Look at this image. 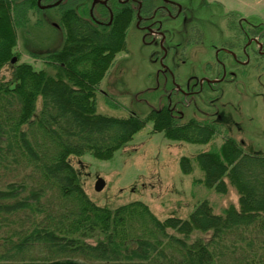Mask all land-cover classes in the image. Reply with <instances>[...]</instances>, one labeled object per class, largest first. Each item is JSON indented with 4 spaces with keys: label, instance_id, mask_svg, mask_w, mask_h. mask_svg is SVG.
Segmentation results:
<instances>
[{
    "label": "trees",
    "instance_id": "trees-1",
    "mask_svg": "<svg viewBox=\"0 0 264 264\" xmlns=\"http://www.w3.org/2000/svg\"><path fill=\"white\" fill-rule=\"evenodd\" d=\"M35 7L36 0H0V72L12 67L11 79L0 80V264H264V154L246 153L231 137L181 158L180 168L189 175L195 161L204 174L198 182L222 195L227 179L239 209L216 215L204 200L188 219L162 220L143 201L111 209L90 199L71 157L110 160L149 122L166 139L193 145L228 132L214 114L183 121L170 106L144 118L98 113L100 84L127 49L130 12L105 34L63 6L62 46L43 56L54 73L18 64L17 30L26 31Z\"/></svg>",
    "mask_w": 264,
    "mask_h": 264
},
{
    "label": "rangeland",
    "instance_id": "rangeland-1",
    "mask_svg": "<svg viewBox=\"0 0 264 264\" xmlns=\"http://www.w3.org/2000/svg\"><path fill=\"white\" fill-rule=\"evenodd\" d=\"M179 4L184 10L178 18L157 19L166 38L165 50L160 40L149 34L148 22L128 30L126 51L116 56L100 84L97 111L119 118L132 114L144 118L153 109L172 102L183 121H202L218 110L228 135H217L208 145H193L166 139L162 132H154L149 122L110 160H99L91 154L71 157L83 189L98 206L115 209L139 200L162 220L170 216L188 219L196 205L206 200L214 214L222 215L230 206L239 209L236 189L227 179L224 195L206 188L198 182L204 174L197 163L193 162V173L186 175L180 168L181 158L192 160L199 153L217 150L227 137L242 142L246 153L264 154V60L251 56L247 64H238L220 51L234 43L228 28L230 16L235 13L264 23V0H179ZM56 17L55 8L29 13L26 31L17 30L14 53L19 56L18 64L54 73L47 69L43 56L62 46L63 34L61 27L60 31L55 29L59 25ZM219 60L227 72L221 83L206 84L200 94L191 96L190 105H179L176 94L170 98L174 84L186 89L191 79H215L217 70H221ZM163 65L170 68V74L162 71ZM11 74L12 67L7 64L0 80L9 81ZM210 100L213 106L208 104ZM40 107L39 103L38 110ZM9 177L13 179L12 174ZM99 178L106 186L96 192Z\"/></svg>",
    "mask_w": 264,
    "mask_h": 264
},
{
    "label": "flooded vegetation",
    "instance_id": "flooded-vegetation-1",
    "mask_svg": "<svg viewBox=\"0 0 264 264\" xmlns=\"http://www.w3.org/2000/svg\"><path fill=\"white\" fill-rule=\"evenodd\" d=\"M63 6L69 7L74 12L79 13L85 18L87 24H93L92 26H95L105 34H108L114 28L113 23L117 17L121 19L125 13L130 12L131 23L128 30L132 26L137 29L141 28L143 22H148L149 34L160 40L162 49H164L163 46L166 38L164 33L161 32L162 24L157 19L164 16L176 19L184 10L179 4V0H36V9L32 11L39 13L41 10L55 7L56 18L60 20L59 10ZM90 20L92 21L90 22ZM228 22V28L233 33L234 43H230L220 50L224 53L225 58L228 59L229 56L238 64H247L251 56L264 60V23H255L248 17L235 13L230 16ZM56 29L59 30L58 24L56 25ZM219 61L221 70H217L218 75L215 79L211 81L205 79L193 81L191 79L186 85V89H182L174 84L170 98L173 94H176L179 97V105H190L193 101L191 96L200 94L206 84H209L210 87V85L221 83L226 77L227 72L224 63L221 60ZM162 71L170 74V68L164 65ZM211 89L214 90L216 88L211 87ZM212 102L214 103V101L210 100L208 104L213 106ZM167 106L172 107L178 113L177 107H174L172 102ZM213 113L217 120L226 125L223 115L218 110Z\"/></svg>",
    "mask_w": 264,
    "mask_h": 264
},
{
    "label": "water",
    "instance_id": "water-1",
    "mask_svg": "<svg viewBox=\"0 0 264 264\" xmlns=\"http://www.w3.org/2000/svg\"><path fill=\"white\" fill-rule=\"evenodd\" d=\"M17 62V58L14 57L11 61L12 64H15ZM106 184L104 180L102 179H97L96 184H95V191L101 192L105 188Z\"/></svg>",
    "mask_w": 264,
    "mask_h": 264
}]
</instances>
